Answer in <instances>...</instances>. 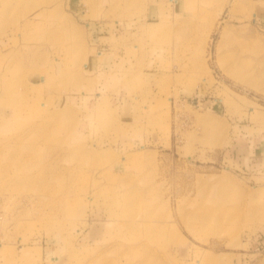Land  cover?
<instances>
[{
	"label": "rangeland",
	"instance_id": "374dc122",
	"mask_svg": "<svg viewBox=\"0 0 264 264\" xmlns=\"http://www.w3.org/2000/svg\"><path fill=\"white\" fill-rule=\"evenodd\" d=\"M0 264H264V0H0Z\"/></svg>",
	"mask_w": 264,
	"mask_h": 264
},
{
	"label": "crops",
	"instance_id": "0c3cea01",
	"mask_svg": "<svg viewBox=\"0 0 264 264\" xmlns=\"http://www.w3.org/2000/svg\"><path fill=\"white\" fill-rule=\"evenodd\" d=\"M90 63L93 64V59H90L89 63H87V65H85V69H86L87 71H90L89 69H91V68H88V67H91V64H90Z\"/></svg>",
	"mask_w": 264,
	"mask_h": 264
},
{
	"label": "bare ground",
	"instance_id": "6f19581e",
	"mask_svg": "<svg viewBox=\"0 0 264 264\" xmlns=\"http://www.w3.org/2000/svg\"><path fill=\"white\" fill-rule=\"evenodd\" d=\"M175 1H176V0H175ZM201 214H203V213H201ZM201 214H198V218L201 217V216H202V218H205V215H204V214L201 215ZM200 215H201V216H200ZM195 217H196V216H195ZM198 218H197V219H198ZM202 218H201V219H202ZM202 220H203V219H202Z\"/></svg>",
	"mask_w": 264,
	"mask_h": 264
}]
</instances>
